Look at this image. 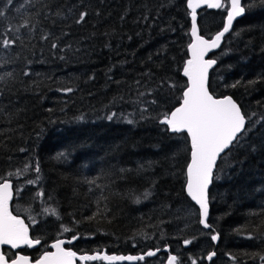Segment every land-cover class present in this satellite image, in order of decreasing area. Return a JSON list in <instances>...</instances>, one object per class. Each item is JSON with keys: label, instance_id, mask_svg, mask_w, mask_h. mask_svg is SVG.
<instances>
[{"label": "trees", "instance_id": "16d2710c", "mask_svg": "<svg viewBox=\"0 0 264 264\" xmlns=\"http://www.w3.org/2000/svg\"><path fill=\"white\" fill-rule=\"evenodd\" d=\"M27 2L0 0L5 12L0 22H15L16 6ZM57 2L75 5L73 14L55 25L41 17L31 37L22 32L25 47L18 43L7 54L0 48V76L15 74L7 84L0 81V176L11 179L14 188H25L13 197V214L28 224L35 218L31 235L43 244L70 238L61 225L71 228L80 237L70 247L78 254L138 255L159 248L156 257L138 264H164L170 254L179 255L183 264L192 259L198 264H264L259 259L264 255V123L218 161L210 186L213 230L199 227L197 210L184 194L185 135L169 134L159 124L160 114L178 105L185 87L180 76L190 41L185 0ZM242 2L248 6L243 17L209 56L217 60L210 71L211 91L231 96L257 120L264 116V0ZM79 11L89 15L76 24ZM224 13L199 11L202 34H215ZM49 31L59 49L51 48L52 40H41ZM8 55L14 62L5 65ZM25 70L29 76L22 74ZM67 88L73 91L61 90ZM146 88L152 95L138 97ZM153 99L156 104L150 103ZM145 106L148 111L142 113ZM37 162L38 185L25 184L36 177L31 170L8 176ZM148 163L151 168L136 174L139 165ZM121 168L133 171L120 174ZM109 172L115 174L114 192L151 195L139 203L120 195L103 201L99 189L86 181L106 184ZM40 190L45 197L35 198ZM49 206L59 217L43 212ZM215 233L219 240L213 245ZM185 240L192 243L183 248ZM213 251V260L205 262Z\"/></svg>", "mask_w": 264, "mask_h": 264}, {"label": "snow or ice", "instance_id": "6c2138e0", "mask_svg": "<svg viewBox=\"0 0 264 264\" xmlns=\"http://www.w3.org/2000/svg\"><path fill=\"white\" fill-rule=\"evenodd\" d=\"M8 5H13V0H7ZM17 7L19 15L13 17V21H8L5 26L0 22V48L5 50L13 49L18 43L21 47H25L22 38V32L28 37L39 27L41 17L44 21H50L53 25L58 19H67L69 14H73L75 5H63L57 0H28L27 3H20ZM185 7L187 14L190 17V37L191 42L188 44L190 58H188L183 66V76L187 82L182 90V96L178 101V106L165 111L159 116V123L166 126V130L172 134H186V140L189 147L188 159L185 168V185L184 191L187 197L190 198L196 206H198L199 224L204 228L213 230V225L208 222L210 211V185L214 180V170L218 166V161L223 159V156L231 152L236 146L240 145L243 138L252 131L256 124L264 123V116L253 120L242 111L240 105L231 97H217L211 91L210 70L217 64V60L210 58L209 53L213 50L221 48L222 42L227 34H230L233 29V22L241 17L248 7L242 0H186ZM222 9L226 14L225 22L221 30L214 35L202 34L198 24V9ZM67 9V13L65 12ZM89 13L87 11H79L75 14V23L81 24L86 21ZM99 15V13H97ZM5 17V12L0 11V18ZM123 19V17H121ZM143 19L147 20L145 15ZM67 35V33H65ZM58 38H54V34L45 32L41 35V40H52L51 48L59 49L60 45L56 42ZM68 47H71L70 45ZM62 50V49H61ZM17 57L19 54H16ZM14 62L11 55L7 56L4 64ZM29 63H31L29 61ZM24 76H29L30 72L25 70L22 73ZM9 79L14 80L15 74L11 71L0 76V81L5 84ZM138 86L141 81H136ZM164 81H161V86ZM235 87V85H232ZM168 87L175 88L176 84H168ZM64 92H71L73 89H61ZM138 97L151 96L152 90L146 88L145 91H138ZM151 104H156L157 100L150 101ZM140 111L147 112V106L142 107ZM115 115V113H113ZM141 118H145L141 116ZM109 120L112 116L108 117ZM128 123H133L129 120ZM179 148V145H178ZM23 151V149H21ZM63 155V154H61ZM59 158V157H58ZM152 164H141L135 170L136 174L151 168ZM29 170L36 173L35 179L25 181L26 185H38L41 177V168L37 162L34 166L25 164L23 169L17 170L15 173H8V176L13 175L20 177ZM131 169H119L120 174L132 172ZM114 173H107L108 183L99 184L97 180L86 181L90 185H94L99 189L100 196L103 201L107 202L110 196L120 195L132 199L133 202L139 203L141 198L147 199L150 191H145L140 195H136L133 190L129 189L126 192L116 193L112 190L115 180ZM120 179H126L120 175ZM92 189L90 188L89 191ZM25 188H14L11 179L0 176V246H9L11 255L8 251H0V264H77V261H107L108 264H117V262H139L146 261L148 257H155L160 251L148 250L140 255H109L107 253L96 254H78L72 248L65 247L66 244L72 245L74 241L80 237L71 228L62 227V234L71 232L70 238L57 239L50 247L53 251L44 250L39 256L33 257L26 254L25 249H33L38 246L43 247L42 241L39 238L31 235L32 227L38 221L32 218V223H25V220L18 215H14L10 210V202L15 196H21ZM43 190L37 191L35 198H44ZM52 200L51 196L47 197ZM107 207V204H105ZM43 212L52 216L59 217V212L54 207H44ZM91 217L89 219H92ZM254 238L252 236L249 237ZM212 241L219 240V234L211 235ZM191 240H185L184 244H191ZM216 253L213 251L207 255V260L212 261ZM255 259V255L252 257ZM230 259L236 261V257L230 256ZM259 259L264 262V255H260ZM166 264H183L179 255L170 254L167 257ZM191 264H198L196 259L191 260Z\"/></svg>", "mask_w": 264, "mask_h": 264}, {"label": "water", "instance_id": "95a60500", "mask_svg": "<svg viewBox=\"0 0 264 264\" xmlns=\"http://www.w3.org/2000/svg\"><path fill=\"white\" fill-rule=\"evenodd\" d=\"M185 3H186V0H185ZM185 9H186V7H185ZM203 9H205L206 11H208V12H216V11H219L220 9H206V8H202V9H198V12L199 11H201V10H203ZM187 11V10H186ZM243 17V15L241 16V17H238L234 22H233V25H234V23L236 22V21H238L239 19H241ZM225 19H226V14L224 13V16H223V18H222V23H221V27H220V29L219 30H221V28H222V26H223V23L225 22ZM188 21H189V31H188V35H189V33H190V27H191V21H190V17L188 16ZM218 30V31H219ZM214 35V34H213ZM228 35V34H227ZM226 35V36H227ZM189 39H190V41H189V43L191 42V37H190V35H189ZM218 49H216V50H213V52H211V53H209V56L211 55V54H213V53H215L216 51H217ZM186 55H187V58H186V60L188 59V58H190V52L188 51V46H187V48H186ZM185 60V61H186ZM185 61H184V63H185ZM184 63H183V66H184ZM183 66H182V68H181V71H180V76H181V78H183L184 79V81H185V85H186V82H187V79H186V77H184L183 76ZM214 67H215V65H214ZM213 67V68H214ZM212 70V69H211ZM210 70V71H211ZM181 96H182V93H181ZM178 106V105H177ZM160 124V123H159ZM161 125V124H160ZM162 126H164V125H162ZM165 128H166V126H164ZM168 132V131H167ZM169 134H172V133H170V132H168ZM181 134H183V135H185V137H186V134H184V133H181ZM188 147H189V144H188ZM189 155V154H188ZM186 168V167H185ZM184 173H185V171H184ZM185 180H186V177H185ZM184 185H185V183H184ZM211 186V185H210ZM184 190V189H183ZM184 194H185V197L189 200V202L196 208V210H197V217H198V225H199V227L202 229V230H208V229H206V228H204L202 225H200L199 224V216H198V206H196L195 204H194V202H192L191 200H190V198L189 197H187V195H186V193H185V191H184ZM12 203V201L10 202V204ZM9 207H10V205H9ZM212 241V240H211ZM53 242H55V240L54 241H52V243ZM51 243V244H52ZM217 243V241H212V244L213 245H215ZM51 244H49L48 245V249H49V251H53L54 249H51V247H50V245ZM183 247L184 248H186L187 247V245H185V244H183ZM1 249H8L9 250V246H0V251H1ZM10 251H13V250H10ZM168 251V249L167 248H164L163 249V252H167ZM97 252H94V253H91V254H96ZM99 253H101V254H103V253H105L104 252V250H102L101 252H99ZM159 253V252H158ZM157 253V254H158ZM109 255H115V254H109ZM148 258H151V257H148ZM214 258V257H213ZM166 261H167V259H166ZM166 261H165V263L164 264H166ZM94 262H97V261H89V262H86V263H94ZM102 264H108V262L107 261H100ZM205 262H207V263H209L210 261L209 260H207V256L205 257ZM136 262H117V264H135ZM77 264H85V262H81V261H77Z\"/></svg>", "mask_w": 264, "mask_h": 264}, {"label": "flooded vegetation", "instance_id": "af4514ba", "mask_svg": "<svg viewBox=\"0 0 264 264\" xmlns=\"http://www.w3.org/2000/svg\"><path fill=\"white\" fill-rule=\"evenodd\" d=\"M75 242L76 241H74V243L72 245L66 244L65 247L70 248L71 246H73L75 244ZM51 243L52 242L46 243V244L42 243L43 247L38 246L37 248H33V249H25V252H26V254H29V255H31L33 257L39 256L42 251H44V250H48L49 251L48 245L51 244ZM10 254H11V252H10ZM151 258H154V257H151ZM142 262H136L135 264L142 263Z\"/></svg>", "mask_w": 264, "mask_h": 264}]
</instances>
